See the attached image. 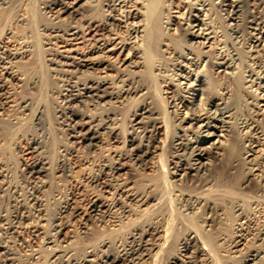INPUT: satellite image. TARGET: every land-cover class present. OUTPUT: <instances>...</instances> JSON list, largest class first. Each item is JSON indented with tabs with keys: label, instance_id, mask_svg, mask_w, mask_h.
<instances>
[{
	"label": "bare ground",
	"instance_id": "bare-ground-1",
	"mask_svg": "<svg viewBox=\"0 0 264 264\" xmlns=\"http://www.w3.org/2000/svg\"><path fill=\"white\" fill-rule=\"evenodd\" d=\"M38 1L40 5L43 4V8L49 13L48 16L50 19L48 22L49 24L44 25L43 23L40 28L44 34L41 41V50L44 54L42 60L46 64L48 73L52 72L51 74L56 77L61 76V79L62 75L64 76V82L62 81V87L60 86L61 89L58 91L61 95V100L57 106L55 105L56 113H59V115L55 113L58 116L55 118L56 120L58 118L62 120L57 122L65 125L67 136L69 135L68 137L79 140L83 142L85 147L90 148L95 144V141L100 138L99 136L103 134L102 130H107L110 133H115L117 130L115 125L118 124L116 121L118 119L111 115L113 112H105L104 115H102L104 112H101V116H97L98 114L96 112L93 114L89 112L78 113L75 109L79 105L78 102L83 104L87 103L86 105L90 106L96 104L104 106L102 101L105 102L106 98H108L109 101H111V105L113 103L118 106V104L124 101H129V99L133 100L138 94L145 95L143 100L138 103L133 113H131L130 116L132 117L130 118L129 116L128 119H126L127 123L124 127L126 144L130 146L124 149L126 153L117 155L118 160H114L115 158H113L104 163L98 162L96 164L98 172L91 176V185L99 188L101 193H111L112 197L110 198V203L106 204L111 210L107 211L103 209L105 203H99L98 200L100 198L89 199L85 204V209L87 211L85 221L89 223L95 222L98 224L99 222H109L113 225V230H125L121 228H123V224L127 219L128 223L131 221L130 224L132 226L126 232L124 231L122 239H118L117 237V239H111L112 237L106 236L99 238L98 242H94V244H89V242H91L89 240L88 244L85 245L84 243L85 246L83 247L81 246L82 243L81 245L79 244L78 247H82V249H80V251L82 250L81 255L69 248H72L74 245L70 246L68 242L69 237L64 235L63 230L67 224L66 222H61L59 224V222L57 223L56 221H58L59 216L69 208L70 198L64 197L63 195L59 197H57V195H52V198H54L58 204L54 205L56 206L55 212L52 213L51 211V214L46 207L50 200L46 198L47 196H43L41 192L43 188L45 189V187L51 185V180L47 181V179H44L46 173H49L50 170L54 172L60 171L63 173L62 175H68L69 171H71L69 156L73 155L74 151L72 149L74 146L70 148L71 146H59L58 144L59 147H56V149H58V152L60 149V156L58 155L59 158L55 159V165L54 167L52 166L53 160L51 158L53 155L50 157L51 154L49 156L48 152L51 146L49 138L51 132L50 120L48 121L47 118L49 114L47 115L46 106L43 107L40 105V101H33V97L31 96H26L24 94L18 98L14 96L21 86L28 88L31 92L37 87V91L42 89L41 87H43L44 82H46V80L43 81V78L46 79V77L42 75L45 71L42 72L41 75H38L41 72L38 67L39 69L37 70L38 72L40 71L38 74L35 73V70L30 71V73L27 71L28 75L25 78L26 74L19 68V62L34 63L33 59L36 53H33V46L24 44L18 46V48H16L17 46L12 48L10 44L5 43L3 39L4 41L0 40V115L4 112L5 115L8 114L6 117L8 123L4 121V124L7 123L6 125H8L10 123L11 125H19L22 118H24V120L26 119V116L23 117L22 115L26 114V111L29 110L31 114L30 124L33 130L26 131L31 128L29 127L25 129V131H21V134H18L19 136H24L23 138L26 139L25 144L27 148H30L32 153L35 154V159L30 164H23V167H25L24 173L27 175L28 181L31 182L33 191L30 192V194L28 193L30 190L28 185L27 193L29 195L24 194L23 196L22 194H17V197L13 195L15 196V199L11 197L14 199V203H12L13 211L0 214V230L2 234H0V259H2L3 262L5 261L4 264H15L14 257L10 255L15 252H12L8 244V242L12 241L10 237L19 236L17 238L21 240L22 229L30 228V231H28L31 232L32 239H36L38 235H41L40 237L44 240L43 249L49 251L48 262L46 264H108L116 260H120L125 264H143V258L146 256H156L166 249L173 250V248L175 252L166 256V264H203L204 261L202 262L200 257L201 255L206 257L208 253L210 254V250L206 242L203 241V236L201 237L195 228L192 230L193 227H190L189 229H191V232L187 230L184 232L185 234L183 237L177 239L169 234L171 233L169 226L171 223L168 222L169 220H166L167 222L164 223L159 214L153 215L150 219L151 221L146 219V221L140 220L141 217L139 218L138 215L142 210L147 209L142 208L143 206L146 205L145 207H148L145 212L151 209L156 210L157 206L161 205L160 203L164 197L160 195L162 192L159 194L157 191L159 188L158 181L157 183L151 179H145L140 182L142 186L139 188L137 180L127 175V165L121 160L127 158L134 166V169H149L152 166H156L153 165L154 163L150 158L153 157L157 149L159 150L162 148L154 142L157 140L156 123L159 118L155 116L157 110L154 109L155 107H152L153 103L151 104V101H148V98H146L149 92L148 88L143 86V84H141L142 82L139 84L138 82L140 80L137 79L140 75L139 72H143V67L146 66L144 65L146 53L148 54V52L145 51L146 46L149 45V43L158 44V39L153 40L156 39L153 38V35L157 37L158 34L155 35L156 33L151 30L149 22L151 1L104 0L102 6L105 7L103 9L106 12L102 18L100 17L101 19L96 22L97 24L95 23V19L89 20L88 25L85 24L86 21H84L82 25H72L70 23L72 20H68V25L65 27L61 26L62 22H60L61 24L58 23L62 20V14L70 12L73 16L75 15V17L76 15H81L83 18L84 12L80 8L82 7L80 4L82 0ZM87 2L88 0H86V3ZM263 2L264 0H219L214 3V0H195V2H192L188 6V13L186 18H184L187 28L184 30L180 26L182 23L175 21V18L172 19L174 15L172 16L171 12L169 13L170 16H167L165 21L163 20L164 28L167 32L172 31L183 34V45L178 48L175 43L173 44L171 38H167V36H162L160 38L159 36V45L162 44L166 46V49L170 50V53L180 59L175 66L177 71L175 72V76H173L174 79L170 78L172 79L170 83L176 84L179 91H167V95H162L164 99L166 97L167 100L165 101L167 104H165V106L166 108L168 106L169 111L173 113L174 119L172 120H175L176 123L175 127H173L174 133L169 142V146L173 149V154L171 153V158L168 161L169 163H165L166 161L163 162L164 160L162 161L161 157L158 155L159 167L162 168V170L164 169V175L169 177L165 179V185L169 186V189L174 192H179L178 194L180 196L177 195L182 199V204L180 203L181 200L180 202L177 200L179 202L178 204L184 206L183 211L186 215L197 213V218L202 221L200 224L205 226L203 228L207 232H212L215 229L216 223H222L225 218L223 214L226 213L222 204L230 203L231 212L238 218L235 224H233L234 222L232 223V229L235 232L233 239L230 240L229 243L232 249L243 244L246 235L249 233L248 231H250L251 223L255 219L264 218V209L259 210L258 206H260V204L256 203V201L258 202L257 199H253L252 201L248 200L249 197L247 198V196H244L247 199L244 198L246 203H248V205H245V203L239 202L236 193L234 194L233 191L229 190L231 187L235 188L236 186H242L244 182L248 180L249 182H255L259 191H264V132H262V127L259 125L261 122L264 123V110L262 111L264 107V50L263 47H261L264 42V29H261L260 26L262 24L264 25V16L263 18L259 16V8L264 7ZM216 4L224 9L227 14L228 30L230 34L233 35V39H236V41L241 43L243 48H245V57L238 48L236 49L234 47L230 50V48H225L220 46V43H217L220 39V34L218 33L217 26H215L213 24L214 22L212 23L211 20V13L214 9L213 5ZM1 6L2 8L13 9V1L0 0V7ZM261 13L263 14V11H261ZM23 16L22 13L17 12L14 17L15 22L25 23L26 16ZM11 29L12 28L8 27L5 31L7 38L12 37L13 31ZM122 29L126 31L125 35H121L120 32H122ZM86 30H88L89 33L94 31L90 37L92 43L87 46L88 49L86 52H82V50L80 51L76 48H64L67 44H70L69 41L75 40L79 33L82 32L84 34ZM182 30L184 33L181 32ZM199 38H204L205 41L193 42V40L196 39L195 41H197ZM166 40H168V42ZM207 42H211L209 46L213 45L215 50L214 54H207L206 50L202 51V53H197L192 49V45L196 43H204L203 45L207 46V44H205ZM19 43L18 45H20ZM215 44L217 45L215 46ZM119 48L120 51H122V56H120L118 61L114 60L116 62L114 66L119 68L116 72L115 70H117V68L114 69V67H111L109 64L111 54L116 53ZM88 54L90 55L88 56ZM39 61L40 60H38V62ZM31 64L29 65L31 66ZM203 64L214 72L212 74H216L217 71H220L224 72L229 77H234L237 72H242V88H245V90H248L250 93L243 97L244 95L240 94V91H242L240 90L241 86H237L236 83L232 84L234 83L232 82V87L223 85L221 87L218 86L219 88L216 90L217 94L213 93L211 95V89L209 90L213 82L211 77L206 74L207 72L203 74L195 72V68ZM153 65L154 69L158 72L163 71L162 69L164 67L162 62L153 63ZM122 66L124 67L121 68ZM35 67L34 65V68ZM113 69L117 74L113 77L114 79H111L108 71ZM52 78L54 77H50L49 79ZM11 79L16 82L22 81L23 84H12L11 82V85H9L7 82ZM118 81L123 84L121 85L119 83L121 85V87L120 85L118 86L119 88L117 87ZM23 87H21L20 90H22ZM46 87L48 88L47 85ZM143 90L146 91L143 92ZM133 94L135 95L133 96ZM242 103L253 106L249 107L251 108L249 113H246L245 108H242ZM50 107L52 108V106ZM1 111L3 112L1 113ZM29 113L28 115H30ZM163 115L166 116V114ZM1 123L0 131L3 132L6 127L4 126L5 128L2 129ZM50 123H52V121ZM175 123H172V126H174ZM87 127L88 129H86ZM84 129L86 130L83 131ZM8 131L6 130L5 133ZM10 133L8 132V134ZM51 135H53V133H51ZM10 136L11 135H9V137ZM19 138L20 137H18V139ZM4 139L5 138L0 137V145H2L1 142L3 143ZM9 139H11V141L13 140L12 137ZM136 140H138L140 144H136ZM145 141H147L146 144L144 143ZM12 143H14V141ZM5 145L3 144L0 149L4 150V148L7 147ZM164 150L165 148L162 151ZM236 161L241 165H238V167H236L237 169L232 171L233 169L231 170V168L235 167L234 163ZM220 165H223V168L220 172L215 173V168L217 169ZM9 171L8 163L0 160V177H8ZM95 171L96 170H94V172ZM27 178L25 179L27 180ZM188 184L190 189L182 187ZM16 185L17 184H15V186ZM9 186L10 185H8V187ZM157 186L158 188H156ZM227 187L229 189H227ZM15 190L17 191V188ZM24 190L21 192L24 193ZM258 196L259 197H256L259 199L261 196L259 194ZM259 211L263 213L261 217H259ZM47 215L48 217H44ZM141 215L142 214H140V216ZM41 220H45L46 223H48L47 229H45V227V230L43 229L44 225L40 223ZM89 223L86 224L85 222L81 230V233H83L82 235L87 238L92 236V232H89ZM261 224V226L252 227V230H255L257 233H255L256 244H252L249 250L247 249V251L241 252L242 255L240 260L242 264H264V220ZM144 227L145 229H142ZM161 232H163V235H158V233ZM147 235H150L151 239H147ZM220 235L221 233L218 234L217 237L219 236L221 238ZM199 241L201 242V246L199 245ZM112 245L118 251L116 256L109 250ZM25 247H27V245L24 246L23 249ZM35 249L27 247L25 252L28 250L30 252H28V255H31V257L37 261L38 259L43 260V258L40 257L46 254L42 255ZM202 250L205 251V253L202 252ZM238 250L237 248V250L232 252H237ZM46 258L47 257H45V260Z\"/></svg>",
	"mask_w": 264,
	"mask_h": 264
},
{
	"label": "rangeland",
	"instance_id": "rangeland-1",
	"mask_svg": "<svg viewBox=\"0 0 264 264\" xmlns=\"http://www.w3.org/2000/svg\"><path fill=\"white\" fill-rule=\"evenodd\" d=\"M12 1H13V6H14V7L12 6L13 9H11V8L8 9V8H5V7L2 8V6L0 7V15H1L0 40L4 39L5 43L10 44V47H12V48L13 47L15 48L16 46H17L16 48H18V46H21V45H24V44L33 46V53H36V54H34L35 55L34 59H33L34 63L32 62V64H31L29 62H27V63L26 62L25 63L19 62V64H20L19 68L21 69L22 72H24V74H26L25 78L27 77L28 72L30 73V71H33V70H35L36 74H38L41 71L38 75H41V73L45 71L44 72L45 74L42 73V75L44 77H46V79L43 78V81L46 80V82H44V84H43L44 86L42 85L43 87H41L42 89H39V91H37L38 87L35 88L33 90V92H31L30 90H28V88L21 86V87H23V89L20 90L21 87H19L17 92L14 94V96L17 97V98L20 97L22 94H24L26 96H31V97H33V101L34 100H35V102L36 101L37 102L40 101V105H42L43 107L46 106L45 108L47 110V115L49 114L48 116L50 117L49 118L47 116L48 121L50 120L49 124H50V131H51L50 132V136H49L50 145L51 146H50V149H49L48 152H49V156L51 154L50 157H52V155H53V157L51 158L53 160L52 161V166L53 167H54L55 162H56L55 159H58L59 156H60V149H59V152H58V149H56V147H59L60 145H65V146H71L70 148H73V146H74V148L72 149L74 151V153H73V155L69 156V163H70V166H71V171H69L68 175L67 174L66 175H62L63 173L60 172V171L59 172H54V171H51V170H50V172L48 171L49 173H46V176L44 177V179H47V181L51 180L52 182H51V185H49V187L47 186V187H45V189L44 188L42 189L41 194L43 196H45V197L47 196L46 198L50 200L47 203V205H46V207H47V209L49 210L50 213H51V211H52V213L55 212V207L56 206H54V205L58 204L57 201L54 200V198H52L53 197L52 195H54V196L57 195V197L63 195L64 197H69L70 198V206H69V208L64 213H62L59 216L58 221H56V222L57 223L59 222V224L61 222H63V223L66 222L67 225H66V227L63 230L64 235L69 237V239H68V242L70 243L69 245L70 246L74 245V246H72V248L74 247L73 249L71 247H69V248L72 251H75V253L78 252V254L81 255L82 250L80 251V249H82L83 246L88 244V240L91 241V242H89V244H94V242H98L99 238L106 237V236L110 237V238L112 237L111 239H115L116 237L118 239L119 238L122 239L123 236H124L123 235L124 231L126 232L132 226L130 224L131 221L129 220L130 222L128 223L127 219L125 220L126 222L123 224L124 225L123 228H121V229H125V230H113L112 228H114V227L109 222L108 223L99 222L98 224H96L95 222L94 223L93 222L89 223L88 221H85L86 216H87L86 215L87 211L85 209V204H86V202L89 199H99L100 198L98 200L99 203H102V204L105 203V206H103V209H105L107 211L111 210V208L106 206V204L110 203L109 201H110V198L112 197L111 193L102 192L103 193L102 194L100 192L99 188H97L96 186L91 185L92 184V182L90 181L91 180V176H93L94 173L98 172V168H97V165H96L98 162L104 163V162L110 161L113 158H115L114 160H118V156L117 155H120V153H124V154L126 153V150H124V149L130 147L129 145L127 146V144H126V133H125V130H124V127H125V125L127 123L126 119H128V117L131 115V113H133V111L135 110L136 106L138 105V103L141 100H143L145 95L143 96V95L138 94V95H136L133 98V100L129 99V101H124L121 104H118V106H117V104H113V103L111 105V103H110L111 101H109L108 98H106L105 102L102 101V104L104 106H101V105H98V104L90 106V105H86L87 103L83 104L81 102H78L79 105L77 106V108H75L76 111H78V113H81V112H87L88 113L89 112L90 114L91 113L93 114V113L96 112L98 114L97 116H101V112H104V113H102V115H104L105 112H113V114L111 113V115L118 119V120H116L118 124L115 125L117 130H116L115 133H110L107 130H102L103 134H101L99 136L100 137V138H98L99 140L97 139L98 141L96 140L95 144L92 147H90V148L85 147L83 142H80L79 140H76V139H74L72 137H68L69 135L67 136V130H66L65 125L59 123L62 120L59 119V118L56 120V118H55V117H58L57 115H59V113H56L55 108L59 104V101L61 100L60 99L61 95L59 94L58 91L61 89L60 86L62 87V84L64 82L63 81L64 76L62 75V79H61V76H59V75H57L59 77H56L53 74H51L52 72L48 73L46 64L42 60V56L44 54H43V51L41 50V45H42L41 41H42V38L44 37V34L42 33L43 31L40 30V28L42 27L41 24H43V23H44V25L45 24H49L48 23L49 20H50L49 16H48L49 13L47 12V10H45L43 8V4L40 5L38 0H12ZM103 1L104 0H88V2L86 3V0H82L80 2L82 7H80V8L84 12V16L86 15L85 17L83 16V18H82L81 15H76V17H75V15L73 16V14H71L70 12H67V13L62 14V20H60L58 23L62 22V24L60 23L62 27H65L66 25H68L67 22H69L71 20H72V22H70V23L72 25H74V24L82 25V23H84V21H86L85 24L88 25V21L92 20V19H95L96 20L95 23H96V22H98V20H100L102 18V16L106 12L103 9L105 7L102 6L103 5ZM150 1H151L150 2V8H151L150 10L151 11L149 12V16H150L149 17V22H150V25H151V30L156 33V34L154 33L155 35L158 34L157 37L153 35V38H156V39H153V38L152 39L153 40H157L158 39V44L156 45L154 43L153 44L149 43V45L146 46L145 51H147L148 54L149 53L150 54L148 55L145 52L146 53V57L144 59V61H145L144 65H146V66L143 67V72H139L140 75L137 77V79L140 80L138 82L139 84L142 82L141 84H143V86L148 88L149 92H148L146 98H148V101H151V104L153 103L152 107H155L154 109L157 110L155 116L159 117L157 119L158 122L156 123V127H157L156 128V137H157V140L154 141V142H156L155 144H158L159 147L161 146L162 150L164 148H165V150L162 151L161 149H159V150L157 149L155 151V153L153 154V157H151L150 160L154 163L153 165H156V166H152L149 169H134L133 168L134 166L128 161L127 158H123L121 160L127 165V169H126L128 171L127 175H129L131 178L137 180V183H138L137 185H138L139 188H141V186H142V184L140 182L144 181L145 179H147V180L151 179L152 181H156V182L158 181L159 183L158 182L157 183L159 184V188H158V186L156 188H158L157 191H158L159 194L162 192V194H160V195L161 196L163 195L164 199L162 197L163 200L160 203L161 205H158L159 208L157 206L156 210H152L151 209L150 211L148 210L147 212H145L148 209V207H145L146 205L143 206L142 208H147V209L142 210L141 211L142 213L140 212V214H142L143 216L142 215L140 216V214H139L138 217L139 218L141 217L140 220L151 221L150 219H151V217L153 215L159 214L161 216V218H162L164 223L169 220L168 222L171 223L169 225L171 233H169V234H171L173 238H177V239L180 238V237H183L184 234H185L184 232H186L187 230L189 232H191V229H189L190 227L191 228L193 227L192 230H194V228H195L196 231H198L199 235L201 237L203 236L202 237L203 241L206 242L207 247H209V250H210V254L208 253V255H206V257L204 255H201V257H200L201 261L202 262L204 261L205 264H242V262L240 260L241 255H242L241 252L243 253L244 251H247V249L249 250L251 248L252 244L253 245L256 244V241H255L256 240L255 239V237H256L255 233L256 232H255V230H252V227L255 228L256 226L257 227L261 226L262 225L261 223H263L264 218H257V220L255 219L251 223L250 231H248L249 232L248 234L246 233L247 235H246L245 241L242 240L243 244L237 247L239 249L237 252H232L234 250H237V248H235V247L232 249V247L229 246V243H230V240H232L234 235H235V232L233 231L232 227H233V224H235V222L238 220V218H237V216L235 217L233 212H231V208H230L231 204L230 203L222 204V206L224 207V211L226 210L225 211L226 213L223 212L224 213L223 215H225L224 217L226 218V220L224 218L222 223H219V224L216 223L215 224V229L212 232L211 231L207 232L203 228L205 226L200 224V223H202V221L199 220V218H197V216H196L197 213L196 214L193 213V215H186L185 214V212L183 211L184 206L181 205L182 204V199L180 197H178V195H179L178 193L179 192H177V191L174 192L173 190L169 189V186L165 185L166 184L165 183L166 182L165 179H167L169 177H167V175H164V172H163L164 169L162 170V168L159 167L160 164L158 163V158L161 157V160L162 161L164 160L163 162L166 161L165 163H167L169 161V159L171 158V155L173 154V149H171V147L169 146V142H170L172 134L174 133V131H173L174 128L173 127H175L176 123H175V120H172V119H174L173 113H171L169 111L168 106H167V108L165 106V104H167L165 100H167V99H166V97L164 99L163 96L167 95V91H172V92L173 91L174 92L175 91H179L176 84L170 83V81L172 80L170 78H173V76H175V72L177 71L175 66L177 65L176 63L180 59L177 58L176 56H174L172 53H170V50H167L166 46H164L162 44L159 45V41H160L159 36H160V38L162 36H167V38H171L173 44L175 43L176 47H178V48H179V46L181 47V45H183V42H184L183 34H179L180 32H172V31L167 32V30L164 28L163 20L165 21L167 19V16L168 17L170 16L169 13L171 12L172 16L174 15L172 19L175 18V21H178V22L182 23L180 26L184 30L185 28H187V24L185 23L186 20H184V18H186V16H187L188 8H189L188 6L192 2H195V0H150ZM217 1H219V0H214V3L217 2ZM243 1H245V0H243ZM18 3H19V6H18ZM15 6H17V7H15ZM213 6H214V9L212 10V13H211V20H212V23L214 22L213 24L215 26H217L218 33L220 34V37H219L220 39L218 38L219 41H217V43L218 44L220 43V46H223L225 48H228V49L230 48V50H231V48L233 49L234 47L236 49L238 48V50H240L242 52V55L245 57V54H246V52H244L245 48H243L242 44L239 43L238 41H236V39H233V37H232L233 35H231L229 30H228L229 29L228 23H227L228 20L226 19L227 18V14L225 13L224 9H222L220 6H217V4L213 5ZM227 9H228V7H227ZM259 9L261 11H263V14H262L261 11L259 10V16L260 17L262 16L261 18H263V16H264V7H260ZM17 12L22 13V15H24L23 17L26 16L25 17L26 18L25 23H19L18 22L19 23L18 24V23L15 22V18L14 17L17 14ZM29 14H31V15H29ZM80 18H82V19H80ZM55 21H56V19H55ZM22 24L23 25L25 24V25L23 26ZM260 26H261V29H264V25L263 24L260 25ZM8 27L12 28L11 30L13 31L12 32V37H8L9 39L5 35V31H6V29ZM183 30L181 31L182 33H184ZM93 33H94V31L89 33L88 30H86V32H84V34L82 32L79 33L78 36L75 38V40L69 41L70 44H67L64 48L65 49H75L76 48L77 50H80V51L82 50V52L83 51L86 52L87 49H88L87 46H89L90 43H92V40H91L90 37L92 36ZM120 33H121V35H123V34L125 35L126 31H123V29H122V32H120ZM228 38H230V39H228ZM195 40H193V42L205 41L204 38H202V39L199 38V39H197V41H195ZM166 41L168 42V40H166ZM19 42H21V43H19ZM231 42H233V43H231ZM18 43L20 45H18ZM28 43H30V44H28ZM210 43L211 42L205 43V44H207V46H204L203 45L204 43L203 44L196 43V44L192 45L193 46L192 49H194V51L197 52V53H202V51L206 50L207 54H209V53H213L214 54L215 50L213 48V45L209 46ZM239 44H240V47H242V48L239 47ZM216 45L217 44H215V46ZM261 47H263V50H264V42L262 43ZM31 49H32V47H31ZM203 53H205V52H203ZM38 55H39V57H38ZM89 55L90 54H88V56ZM120 56H122V51H120V48L118 49V51L116 53H112L111 56H110L111 58H110V64L109 65H111V67H114V69L117 68L116 66H114L115 63H116L115 61H118ZM146 59H147V61H146ZM148 59H149V62H148ZM38 60H40V61L38 62ZM160 61L163 63V67L164 68L162 69L163 71L158 72L157 70L154 69L153 63H161ZM243 61H244V59H243ZM146 62L149 63V64H147ZM28 63L31 64V66ZM244 64H245V62H244ZM34 65L36 66L35 67L36 69L34 68ZM123 67L124 66H122L121 68H123ZM127 68H125V69H127ZM37 69H39L40 71L38 72ZM114 69L113 70H109V71L107 70L108 73L110 74V78L111 79L117 74L116 72L118 71L119 68H117V70H115L116 72L114 71ZM131 69H134V68H131ZM141 71H142V68H141ZM195 72L200 73V74H203L204 72L205 73L207 72L206 74L209 77H211V79L213 81L211 86H210V88H209V90L211 89L210 91L212 92L211 95L213 93L217 94L216 90H218V88L221 87L222 85L223 86L232 87V84H235V83L237 84V86L238 85L241 86L240 90H242V91L244 90L243 92L240 91V94L244 95V96L242 95L243 97L247 96L246 94L250 93V92H248V90H245V88H242L243 87V85H242L243 76L241 75L242 72H237L234 77L233 76L229 77L224 72H220V71L219 72L217 71L216 74H212L214 72L211 71V69H209V67L205 66L204 64L196 67L195 68ZM102 74H104V73H102ZM79 76H82V75H79ZM48 77L49 78L50 77H54V78L49 79ZM57 79L58 80L60 79V80L58 81ZM79 79H80V77H79ZM81 79H82V77H81ZM48 80H50V81H48ZM74 80H76V79H74ZM6 82H7V80H6ZM11 82H12V84H14V83L15 84L16 83L23 84L22 81L21 82H16L13 79H11L10 81L8 80L7 83L9 85H11ZM232 82H234V83H232ZM119 83H120V81L117 82V87L120 84L123 85L122 82L120 84ZM226 83H227V85H226ZM24 84H26V83H24ZM46 85L48 86V88L46 87ZM121 85H120V87H121ZM53 89H54V91H53ZM157 89H158V91H157ZM162 89H163V91H162ZM35 90H36V92H35ZM145 91L146 90H143V92H145ZM40 92H42V93H40ZM50 92H52V93H50ZM56 93H57V97H56ZM134 95L135 94H133V96ZM250 95H252V94H250ZM56 98H58V99H56ZM242 104L244 105V106L241 105L242 108L243 109L245 108L246 113H249L251 111V108H249V107H251L252 105L245 104V103H242ZM48 106L49 107L52 106V108L51 107L49 108ZM163 108H164V110H163ZM263 108H262V111L264 110ZM93 109H94V111H93ZM49 110H50V112H49ZM86 110H88V111H86ZM91 110H92V112H91ZM2 112L3 111H1V113ZM4 113L0 115L1 116L0 123L2 121L1 127H3L2 129H4L6 127L5 131L6 130L8 131L9 129H11L8 132L9 133L10 132H12V133L15 132V133L8 134V132L5 133V131H3V132L0 131L1 132L0 133L1 134L0 137L5 138L3 140L4 142L3 143L1 142L2 145H0V147L2 148L3 144L4 145L6 144L5 146H7L5 148L3 147L4 150L0 149L1 150L0 151V160H3L6 163H8L9 170H10L8 172V177H6V178L0 177V214H6V213H9V212L13 211V204L12 203H14L13 200L15 199L14 198L15 196H13V195H16V197H17L19 194H22L24 196V194L25 195H29L30 192L33 191L31 182L28 181L29 179L27 178V175L24 173L25 172V167H23V166L25 165V163L26 164H30L35 159V154L32 153L30 148H27V145L25 144L26 143V139L23 138L24 136L21 135L22 136L21 137L18 134V133L21 134V131H25V129L31 127V124H30L31 114L29 113V110L26 111V114L22 115L23 117L26 116L25 120H24V118H22L21 119L22 121H20V123L21 122H23V123H21V124L19 123L20 126L22 125L21 126L22 128L24 127L23 128L24 130L18 124H12L11 125L9 123L8 125H6L8 123V121L6 120V117L8 116V114L5 115ZM28 113L30 115H28ZM162 113L166 114V116L163 115ZM263 113H264V111H263ZM131 117L132 116H130V118ZM4 121H6L7 123L4 124ZM51 121H52V123H50ZM57 121H59V122H57ZM172 123H175L174 126H172L173 125ZM28 124H30V125H28ZM51 124H52V126H51ZM259 125H260V127L263 128V129L261 128L262 132H264L263 131L264 130V123L261 122V124H259ZM61 126H63L64 128L61 127ZM19 127H20V131H19ZM31 129L33 130V128L31 127L29 129H27L26 131L31 130ZM86 129H88V127ZM86 129H84L83 131H85ZM165 129H167V130H165ZM64 130H65V132H64ZM16 131H17V133H16ZM51 133H53V135H51ZM14 134H16V135H14ZM9 135H11V136L9 137ZM11 137L13 139L12 141H11V139H9ZM18 137H20V138L18 139ZM68 138L70 139V141H69ZM23 139L25 140V142H24ZM138 140H136V144H140ZM13 141H14V143H12ZM146 142L147 141H145L144 143L146 144ZM163 143H164V146H163ZM58 144H59V146H58ZM17 146H19V147H17ZM2 151H3V153H2ZM158 155H159V157H158ZM164 155H165V157H164ZM109 157H110V159H109ZM237 162L238 161H236L234 163L235 167L231 168V170L233 169L232 171L237 169L236 167H238V165L239 166L241 165L239 162L237 164ZM235 164H237V165H235ZM222 168H223V165L222 166L220 165V167H218L217 169L215 168V170H214L215 173L220 172V170ZM94 170H96V171L94 172ZM25 178H27V180ZM247 181L244 182V184L242 186H239V187L236 186L235 188L231 187L232 189L229 186L230 189L228 187H227V189L233 191L234 194L236 193V196L239 199V202L245 203V205H248V203H246L247 199L244 196H247V198L249 197L248 200H252V201H253V199H257L258 202L256 200L255 201H256V203L260 204V206H258L259 210H263L264 209V191L263 192L259 191L258 188H257L258 186L255 185L256 184L255 182H249V181L247 182ZM6 182H7V184H6ZM15 184H17L16 185L17 187L15 186ZM8 185H10V186L8 187ZM28 185H29V187H28ZM21 186H23V187L25 186L24 187L25 190ZM185 186H182V187L190 189V187H188L189 184L185 185ZM27 187L30 189L29 192L27 191L28 190ZM160 187H161V189H160ZM16 188H17V191L15 190ZM23 190H24V193L21 192ZM12 191H14V192H12ZM16 192H18V193H16ZM19 192H21V193H19ZM258 194L261 196L259 199L257 198V197H259ZM100 195H101V197H100ZM176 195H177V197H176ZM242 196H243V198H242ZM11 197H13L14 199L11 198ZM177 200H179V202L181 200V202H180L181 204L180 205L178 204L179 202ZM260 200H262L263 202L260 201ZM243 201H245V202H243ZM143 211H144L145 215L143 214ZM261 212L259 211V213H260L259 217H261L262 214H263ZM233 216H234V218H233ZM44 217H48V215L44 216ZM195 218H197V219H195ZM261 219H262V221H261ZM85 222H86V224L87 223L90 224L88 226L90 227L89 228V232L90 233L92 232L91 233L92 236L90 235L92 238L91 237L87 238L86 236H85L86 237L85 238L84 235H82L83 233H81V230H82L83 226L85 225ZM40 223L44 225L43 229H44V227H45V229H47V227H48L47 224L48 223H46L45 220L44 221L41 220ZM141 227H143V226H141ZM29 229L30 228H23L22 229V234H21L22 238H23V240L21 238L22 241L17 238L19 236H17V237L11 236L10 237V239L13 242L10 241V242H8V244L10 245V247L12 249V252L15 251L14 253H11L10 255H11V257H14L15 264H46L48 262L47 260H48V256H49V254H48L49 251L43 249V241L44 240H43V238L40 237L41 235H38V238L40 240L38 238L32 239L31 232H29L30 231ZM142 229H145V227L142 228ZM111 232H113V233H111ZM220 233H221V235H220L221 238L219 236L217 237V235L220 234ZM0 234H1V230H0ZM160 234L163 235V232L158 233V235H160ZM115 235H117V236H115ZM231 235H233V236H231ZM24 238H25V241H24ZM146 238L147 239H151V236L147 235ZM218 238H220V239H218ZM26 239H27V241H26ZM25 242H26V245H27L28 248L30 247V249H35V247H36L35 250H37V252L39 251L42 255L46 254L45 256L41 255L42 257H40V258H43V260L42 259L41 260L38 259V261H37V260L33 259L31 257V255H28L30 252L28 250H26V252H25V249L27 247H25L23 249V247L26 246ZM81 243H82V245H81ZM84 243H85V245H84ZM79 244L82 247L81 246L78 247ZM199 245L201 246V242L200 241H199ZM109 250L115 256L118 254L117 249H115V247L113 245L110 247ZM166 250H164V252H162V253L160 252L156 256H153V255L151 257L146 256L145 258H143V262L142 263L143 264H166V262H165L166 261V256L168 254L174 253L175 249L174 248H173V250L169 249V250H167L168 252ZM202 252L205 253V251H203V250H202ZM45 257H47L46 260H45ZM204 262H203V264H204ZM4 263H5V261L3 262V260L0 259V264H4ZM108 264H125V263H123L120 260H116L114 262L111 261Z\"/></svg>",
	"mask_w": 264,
	"mask_h": 264
}]
</instances>
